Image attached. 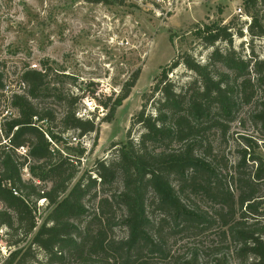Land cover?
<instances>
[{"label":"trees","instance_id":"obj_1","mask_svg":"<svg viewBox=\"0 0 264 264\" xmlns=\"http://www.w3.org/2000/svg\"><path fill=\"white\" fill-rule=\"evenodd\" d=\"M244 4L251 19L244 26L252 36H264V0ZM199 33L206 45L233 43L230 24L206 25ZM181 57L195 78L177 89L168 73L181 62L164 68L153 90L161 94L155 112L146 113V102L135 116L143 127L139 138L129 132L113 160H97L92 172L79 173L75 161L87 148L70 144L64 133H98L100 122L78 116L76 96L51 87L45 68L22 73L23 90L10 101L18 114L4 122L6 142L0 146V229L16 237L0 264H157L173 257L170 236L190 239L175 263L264 264V156L248 139L249 151L237 163L223 164L208 142L212 129L227 132L248 105L249 118L264 130V96L256 99L264 94V58L245 59L219 48L206 63L189 53ZM213 63L224 70L214 71ZM138 75L139 70L110 106L103 103V120L115 115ZM49 95L67 103L59 129L53 111L36 103ZM118 178L121 188L101 194ZM41 199L47 202L42 216ZM117 225L126 227V237H114ZM215 227L219 241L204 245L200 235Z\"/></svg>","mask_w":264,"mask_h":264},{"label":"rangeland","instance_id":"obj_2","mask_svg":"<svg viewBox=\"0 0 264 264\" xmlns=\"http://www.w3.org/2000/svg\"><path fill=\"white\" fill-rule=\"evenodd\" d=\"M110 1L0 0V146L6 142L4 122L18 114L10 103L11 95L22 92L20 79L28 67L45 68L51 87L76 96L72 106L78 116L93 117L100 122L98 133L82 137L74 130L64 133L70 144L87 148L79 163L75 161L81 173L92 172L99 159L113 160L129 132L131 137L139 138L143 127L136 123L135 116L146 102V113L155 112V102L161 96L160 92H153L158 77L167 66L177 60L181 62L182 55L189 53L197 61L206 63L212 51L219 48L221 52L233 49L245 59L264 58V36H252L244 26L246 20L237 13L239 7L246 11L244 0ZM214 23L230 24L234 33L232 45L224 40L213 46L206 45L199 32L203 26ZM239 28H245L243 35L237 33ZM211 68L224 70L219 63H213ZM138 70V79L128 98L110 120H103L108 111L103 103L110 106L123 84ZM195 76L182 62L168 73L177 89L187 86ZM263 96L259 92L256 99ZM36 103L53 111L54 125L61 128L59 118L67 107L66 101L49 95ZM252 108L253 105L243 107L227 132L220 129L209 132L208 142L223 164L237 163L244 151H249L248 139L254 142L255 151L264 156V130L249 118ZM23 173L24 178L30 177L27 167ZM121 187L122 181L118 178L101 194ZM38 205L42 216L47 202L41 199ZM3 207L0 202V208ZM127 234L123 225L114 227V237L124 238ZM200 236L204 245L220 239L217 227ZM14 239L6 228L0 229V261L9 255L13 247L10 241ZM168 240L173 257L181 255L185 242L190 241L174 236ZM173 257L157 264H179Z\"/></svg>","mask_w":264,"mask_h":264},{"label":"built area","instance_id":"obj_3","mask_svg":"<svg viewBox=\"0 0 264 264\" xmlns=\"http://www.w3.org/2000/svg\"><path fill=\"white\" fill-rule=\"evenodd\" d=\"M238 15H240L243 19L248 20L249 22L251 21L250 17L246 14V12L239 7V9L237 10Z\"/></svg>","mask_w":264,"mask_h":264}]
</instances>
